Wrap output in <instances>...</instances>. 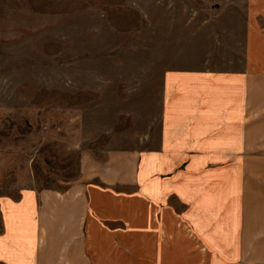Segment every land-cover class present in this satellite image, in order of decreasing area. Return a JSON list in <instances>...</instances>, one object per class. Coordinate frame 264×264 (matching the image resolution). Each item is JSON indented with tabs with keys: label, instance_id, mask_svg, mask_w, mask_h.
<instances>
[{
	"label": "crops",
	"instance_id": "1",
	"mask_svg": "<svg viewBox=\"0 0 264 264\" xmlns=\"http://www.w3.org/2000/svg\"><path fill=\"white\" fill-rule=\"evenodd\" d=\"M212 2L215 17L189 21L173 53L186 63L162 71L152 147L12 198L0 264H257L264 229H247V210L264 190V0Z\"/></svg>",
	"mask_w": 264,
	"mask_h": 264
},
{
	"label": "rangeland",
	"instance_id": "2",
	"mask_svg": "<svg viewBox=\"0 0 264 264\" xmlns=\"http://www.w3.org/2000/svg\"><path fill=\"white\" fill-rule=\"evenodd\" d=\"M211 3L0 0V227L25 191L64 189L113 152L152 147L162 71L186 63L173 53L189 21L215 17ZM262 191L248 230L264 229Z\"/></svg>",
	"mask_w": 264,
	"mask_h": 264
}]
</instances>
